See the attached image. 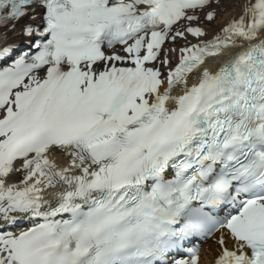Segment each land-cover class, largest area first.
Returning a JSON list of instances; mask_svg holds the SVG:
<instances>
[{
	"label": "snow or ice",
	"instance_id": "snow-or-ice-1",
	"mask_svg": "<svg viewBox=\"0 0 264 264\" xmlns=\"http://www.w3.org/2000/svg\"><path fill=\"white\" fill-rule=\"evenodd\" d=\"M0 264H264V0H0Z\"/></svg>",
	"mask_w": 264,
	"mask_h": 264
},
{
	"label": "bare ground",
	"instance_id": "bare-ground-1",
	"mask_svg": "<svg viewBox=\"0 0 264 264\" xmlns=\"http://www.w3.org/2000/svg\"><path fill=\"white\" fill-rule=\"evenodd\" d=\"M227 15H228L227 13H225V14H224V16H225V19L227 18Z\"/></svg>",
	"mask_w": 264,
	"mask_h": 264
}]
</instances>
